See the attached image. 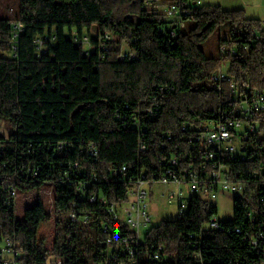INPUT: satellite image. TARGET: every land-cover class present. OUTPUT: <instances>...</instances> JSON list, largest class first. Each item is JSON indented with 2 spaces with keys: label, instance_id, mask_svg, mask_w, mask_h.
<instances>
[{
  "label": "trees",
  "instance_id": "16d2710c",
  "mask_svg": "<svg viewBox=\"0 0 264 264\" xmlns=\"http://www.w3.org/2000/svg\"><path fill=\"white\" fill-rule=\"evenodd\" d=\"M166 1L20 0L15 20L24 23L25 31L16 56L9 43L12 19L0 17V124L12 127L9 138L0 137V244L5 237L17 243L19 264H100L113 251L109 236L134 239L109 206L125 202L139 177H158L171 158L187 157L176 169L178 175L191 164L188 156L198 153L195 126L217 121L224 112L236 117L232 82L245 81L251 90L264 91L261 20L248 17L243 8L189 0L186 26L179 28L163 21ZM93 26L104 37L93 42L96 52L85 57L73 32L81 38ZM223 27L227 31L221 32L219 51L209 55L204 43ZM45 33L55 42L38 56L35 40ZM100 43L106 48L100 49ZM125 49H133L136 57L121 59ZM224 60L230 62V81L219 91L211 76ZM232 167L251 177L257 166L239 161ZM44 186L52 189L53 211L39 198L17 219L12 190L42 192ZM92 196L97 200L91 202ZM248 206L256 207L257 222L247 218ZM234 208V218L223 220L227 231L206 230L218 207L194 195L181 218L152 226L139 247L145 252L163 245L162 256L169 253L170 264H198L196 251L204 264L264 262V250L251 252L244 233H235L238 227L255 237L261 233L264 242L263 205L248 194L237 195ZM53 217L55 240L49 249ZM202 230L197 250L199 239L190 235ZM142 254L139 264H163ZM124 259L110 258V264Z\"/></svg>",
  "mask_w": 264,
  "mask_h": 264
},
{
  "label": "built area",
  "instance_id": "2783aa9c",
  "mask_svg": "<svg viewBox=\"0 0 264 264\" xmlns=\"http://www.w3.org/2000/svg\"><path fill=\"white\" fill-rule=\"evenodd\" d=\"M145 2L148 5H154L158 4L160 0H145ZM166 2L167 6L164 11L163 21L172 23L175 27L184 28L186 26L183 16L185 13L184 8L189 0H167ZM196 3L201 4L202 2L196 0ZM262 23L264 25V22ZM11 25L13 29L9 43L12 47V54L16 56L19 37L25 31V25L20 20L11 22ZM93 27L97 28L96 33L92 34L91 30H87L81 38L78 37L77 32H73V40L76 44L82 46L85 57H91L96 52V45L93 42H101L104 37L97 26ZM170 33L172 36H177L175 29H171ZM50 36L49 33H45L36 38L38 56L46 54L48 45L54 44L55 38ZM105 36L109 39L113 38L108 34ZM100 46L102 50L106 48L102 43H100ZM221 51L224 52L225 47ZM232 53L236 54L235 50L232 49ZM135 57L136 52L133 49H125L120 55L123 60L134 59ZM228 81H230V77L221 63L211 76L212 86L221 91L223 85ZM162 89L167 90L164 87ZM230 97L234 102L233 113L236 117L227 116V112H224V117L219 118L217 121H206L201 125L195 126L198 133L194 140L196 142L195 149H198V153L188 156L191 164L183 167L179 175L176 169L183 165V160H187V157L182 160L178 157L171 158L168 162V167L158 177L151 179H146L145 176L139 177L133 184V188L129 189V196L125 202L113 203L109 206V211L113 213L114 218L123 222L131 230L134 234V239L132 240L131 236H122L121 234L109 236L107 244L113 248V251L109 249L105 255V260L101 261L100 264H110V258L116 260L120 256L125 257V259L119 264H139V257H142V252L145 253V260L153 256L154 260H158L163 264H170L168 262L170 254L167 253V255L162 256L163 245H160L158 249H155L154 246L148 247L145 252L143 248L139 247V244L145 241L146 235L151 229L150 227L146 232L144 231L151 222L149 213V197L151 193L146 186L154 182H160L165 185L178 184L182 186L184 184L188 186L187 192L179 188L178 190H171L167 194L170 204L174 202L178 204L176 219L181 218L187 211L192 196H199L209 203H214L220 191L234 192L238 196L248 194L250 197L256 198L257 202L263 205L264 210V91L251 90L245 81H241L238 84L232 82ZM155 115L154 111L150 112L151 118H154ZM187 127L183 125L182 128L187 130ZM10 134L5 136L0 133V137L9 138ZM63 146L64 143H61V147ZM193 146L194 144L190 148ZM145 147V144L141 142L140 150H144ZM90 152L93 156L97 155L98 151L94 144L90 146ZM239 161L256 163V172L251 177H247L241 171L233 169V163ZM12 195L17 200L18 193L15 189L12 190ZM96 200V196L90 198L91 202ZM120 209H122L123 215L119 213ZM246 216L251 222H257L256 207L253 206L251 208L248 206ZM71 217L75 219L74 214ZM82 219L85 223L89 221L87 217ZM204 228L206 230L227 231V226L224 225L223 220L218 218L217 215L211 216L205 223ZM104 231L107 232L106 227ZM228 231H232V228L228 229ZM204 232L202 230L198 234L190 235V237L199 239L194 245L197 250L200 248L199 245L203 244ZM143 233L144 235H142ZM235 233L238 236L244 233L242 240L249 245L251 252L257 247L264 250L263 235L261 233L259 237H255L251 235V230H243L239 227L235 229ZM18 255L17 243L12 238L5 237L0 244V264H19L16 260ZM193 257L198 264H204L200 251H196ZM258 264H264V262L261 261Z\"/></svg>",
  "mask_w": 264,
  "mask_h": 264
},
{
  "label": "rangeland",
  "instance_id": "374dc122",
  "mask_svg": "<svg viewBox=\"0 0 264 264\" xmlns=\"http://www.w3.org/2000/svg\"><path fill=\"white\" fill-rule=\"evenodd\" d=\"M201 5L205 4H219L224 9H235L243 8L246 11V15L250 18H255L264 22V0H200ZM162 3L160 0L159 4ZM20 0H0V17L11 18L15 21L19 13ZM97 28L92 27L91 33H96ZM227 31L226 29L216 31L207 42L204 43L205 49L209 55H215L219 51V40L221 37V32ZM223 66L227 69L230 65L229 60H224L222 62ZM12 127L8 123L3 121L0 124V133L5 136L11 133ZM133 188L132 186L129 188ZM147 190L151 193L149 197V213L151 217V222L144 229L146 232L152 226L159 225L164 220L176 219L178 214V204L177 202L169 203L167 194L171 190H178L179 188L188 191L187 185L179 186L178 184H162L160 182H154L151 185L146 186ZM51 187H43L42 192L37 190L31 191H20L17 195L16 203V218L21 219L24 216V211L29 206H32L39 198L46 204L50 211H53L52 202L53 197L51 194ZM237 196L236 193L230 191H220L218 198L214 200V204L218 207L217 217L228 221L234 218V199ZM119 213L123 215L122 209ZM144 232V233H145ZM144 233L142 235H144ZM55 240V217L50 222V233L47 241V247L52 249Z\"/></svg>",
  "mask_w": 264,
  "mask_h": 264
}]
</instances>
